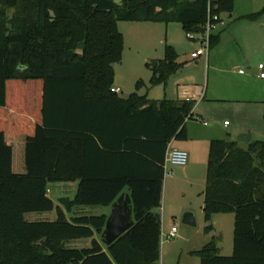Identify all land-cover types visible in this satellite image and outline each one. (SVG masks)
Returning <instances> with one entry per match:
<instances>
[{
    "label": "trees",
    "instance_id": "16d2710c",
    "mask_svg": "<svg viewBox=\"0 0 264 264\" xmlns=\"http://www.w3.org/2000/svg\"><path fill=\"white\" fill-rule=\"evenodd\" d=\"M233 3L218 0L217 13H231ZM207 6L208 0H0V110L38 114L40 122L28 131L13 116V131H0V264H159L155 210L165 154L172 140L184 138L195 104L113 91L124 48L117 24L177 23L195 34ZM218 42L212 34L209 48ZM176 56L166 45L152 84L167 83ZM68 182L78 185L73 199H61L64 210L109 207L127 191L134 225L105 246V215L67 220L49 198V184ZM53 210L55 221L25 219ZM203 213L206 233L215 214H233L234 227L231 256H221L212 238L190 253L200 264H264V141L246 148L210 142Z\"/></svg>",
    "mask_w": 264,
    "mask_h": 264
},
{
    "label": "rangeland",
    "instance_id": "374dc122",
    "mask_svg": "<svg viewBox=\"0 0 264 264\" xmlns=\"http://www.w3.org/2000/svg\"><path fill=\"white\" fill-rule=\"evenodd\" d=\"M229 15H232V18L229 19ZM250 15H255V17L247 20L246 17ZM222 19L225 25H218L212 33L219 34V42L209 50V55H212V51L215 49L213 52L215 59L210 63V67L223 68L225 70L223 75L230 79L231 87L240 85L239 82L245 77L253 83H258L261 73H264V69L258 68L259 65L264 67V0H234L232 12L223 13ZM117 28L124 38L121 62L114 65V84L116 80L121 82L122 93L119 94L121 98H126L134 92L141 95H154L157 85L151 82L155 72L151 62L162 58V41L165 36L168 35L167 38L176 43L185 44L188 49L191 46L195 50L199 48L197 41L189 42L187 40L184 30L177 23L118 22ZM194 36L196 37L197 33ZM139 52H143V54ZM145 56L153 57H147L148 59L145 60ZM204 62L205 59L202 58L198 67L194 63H189L184 65V69L181 71L182 77L194 76L197 84H201V90H203L206 76L204 70L200 71L199 67H202ZM240 71L242 76L239 74ZM211 79H209L210 88L213 85ZM262 85L264 86V81H262ZM194 100L197 101L195 98ZM217 108L219 127L223 128L224 121L227 124L230 123L232 127L236 123V119L230 118L227 114L228 111L238 109L239 114L250 118L253 140L264 141V104L229 102L220 103ZM224 114L226 115L222 117ZM223 129L227 130V128ZM169 169L176 172L182 170L177 167H169ZM195 178L192 185L186 182L179 185L175 196L167 198L163 207L158 209L161 220L159 264H197L198 258L188 255L186 250H190V248L199 250L206 243L204 241L206 236L208 239L210 238V241L215 238L221 256L228 257L232 254L234 215L227 214L216 217V231L206 233L201 209L203 206L201 192L205 181V172L195 173ZM65 186L69 185L66 183L49 184L48 196L55 205L59 203L60 196L56 195L52 189ZM63 197L73 199L74 192L68 191ZM95 209H97L95 216L101 214L108 216L111 210L105 207ZM185 212L193 214L195 226H187L182 223V216ZM69 218L67 215V220ZM25 219L28 221H55L57 213L56 210H53L43 214H27ZM172 228L177 230V238L168 239L167 235Z\"/></svg>",
    "mask_w": 264,
    "mask_h": 264
},
{
    "label": "crops",
    "instance_id": "0c3cea01",
    "mask_svg": "<svg viewBox=\"0 0 264 264\" xmlns=\"http://www.w3.org/2000/svg\"><path fill=\"white\" fill-rule=\"evenodd\" d=\"M228 18H232V15H229ZM147 26V25H146ZM149 26V25H148ZM168 35L165 36V39L162 41L163 48H162V58H157V64L164 58V48L166 45L172 46L176 52V59L175 63L178 65V69L176 72L171 75L165 85H157V89L153 96H149L148 94H138L140 96H146L149 100L159 101V100H172V101H193L194 108L192 111V118L187 119L184 124V138L182 139H174L170 142L173 148H177L180 150H184L188 153V163L186 166L177 167V166H164V179L162 182V189H161V200H160V207L161 209L165 203L167 198H172L177 193V187L183 183H189L192 185V181H194L195 173H204L205 172V181L202 188V197H203V206H202V213L204 208V190L206 184V171H207V159H208V150L209 144L212 140H226V141H236L237 137L241 134H253V129L251 128L252 124L250 122V118L247 116H242L239 114V110L235 111H228V116L230 118H235L236 123L231 127V124L224 121L223 128H227L225 131L222 127L218 126L219 120V112H218V104L220 103H262L264 104V86L262 85V81L264 79L260 78L258 83H253V81L249 80V78H243L236 87H231V81L226 76L223 75L225 70L219 67H210V63L213 61L214 55L212 51V55L208 53L207 58L200 57L198 59H192L191 53L195 50L192 46L188 49L185 44L176 43L172 40H169ZM187 38V37H186ZM187 40H189L187 38ZM140 41V39H139ZM142 41V40H141ZM195 40H189V42ZM191 44V43H189ZM142 53L143 52H139ZM156 55V54H154ZM153 56H145V60ZM204 58L205 62L202 67H199L205 72V83L204 87L201 90V84H197L196 79L194 76L189 75L186 77H182L181 71L184 69V65L189 63H194L195 66H199L200 60ZM155 66V67H156ZM154 68V67H153ZM181 69V70H179ZM115 73V72H114ZM239 74L242 76V72L240 71ZM213 81V85L211 88L209 87V79ZM201 83V82H200ZM113 89H119V94L122 93L121 82L116 80V83L113 85ZM130 95V94H129ZM128 95V96H129ZM229 95V96H228ZM231 95V96H230ZM235 96V97H234ZM191 97V98H189ZM231 97V98H230ZM197 99V101L194 100ZM15 114V115H13ZM224 114L222 117H224ZM13 116L21 117V121L28 125V131L31 129L32 125H40L38 114H29V113H19L12 110H0V131L5 130V132L13 131ZM221 117V118H222ZM259 124V119H256ZM209 121V124H207ZM15 122L20 123L15 119ZM20 129H24L21 125L19 126ZM229 129V130H228ZM27 131V130H26ZM25 131V132H26ZM5 144L7 147H11V142H13V138L10 136L9 139L5 137ZM4 140V141H5ZM253 140V137H252ZM241 148H246V143L238 142ZM24 159V158H23ZM6 160V158H5ZM169 167H177L181 168V171H174L169 169ZM197 177V176H196ZM69 185L68 187H60V188H53L52 191L60 196L59 203L56 205L64 210L63 205L61 204V199H69L63 197L66 192H74V195L77 190L78 182H68L66 183ZM50 189L48 188V191ZM124 193L128 194L127 191ZM97 207H73L70 211H65V216L69 215V219L73 217L82 216V215H97ZM105 208H110L105 207ZM111 209V208H110ZM158 209L155 210L158 212ZM73 210V211H72ZM71 215V216H70ZM105 215V214H101ZM220 215H227V214H215L212 216L211 225L213 230L216 231V217ZM231 215V213H228ZM106 216V215H105ZM107 217V216H106ZM203 220H204V213H203ZM161 221V220H160ZM206 225V224H205ZM177 238V236H176ZM207 244L210 241V238L205 237L204 240ZM160 243H161V236H160ZM87 243H76L75 246L85 245ZM204 244V245H205ZM203 245V246H204ZM196 248H190V250H186V253L190 255V253L197 251ZM232 250V249H231ZM191 256V255H190ZM193 257V256H192ZM199 259H198V263Z\"/></svg>",
    "mask_w": 264,
    "mask_h": 264
},
{
    "label": "water",
    "instance_id": "95a60500",
    "mask_svg": "<svg viewBox=\"0 0 264 264\" xmlns=\"http://www.w3.org/2000/svg\"><path fill=\"white\" fill-rule=\"evenodd\" d=\"M197 32L204 33V30L199 27ZM152 67H155L157 62H151ZM241 143H250L252 135L249 133L241 134L236 139ZM110 214L106 217L103 231L100 235L101 242L105 246H110L119 237L125 234L133 225V209L130 196L126 193H121L118 198L110 206ZM182 223L187 226H195L194 216L191 212H185L182 216Z\"/></svg>",
    "mask_w": 264,
    "mask_h": 264
},
{
    "label": "built area",
    "instance_id": "2783aa9c",
    "mask_svg": "<svg viewBox=\"0 0 264 264\" xmlns=\"http://www.w3.org/2000/svg\"><path fill=\"white\" fill-rule=\"evenodd\" d=\"M218 0H208V6H207V20L203 27H201L204 30L203 34L197 33V36L195 37L194 34L188 33L186 34V37L189 40H195L199 44V48L194 50L191 53L192 59H198L200 57L207 58L209 53V38L212 35L215 28L220 25L224 26L225 22L222 19V14H218ZM258 68L260 70H263L264 67L262 65H259ZM260 78L264 79V73H261ZM113 91L115 93H119V89H116ZM227 125V123H225ZM188 163V153L184 150H180L177 148H173L171 144L169 143L167 146L165 159H164V166L170 165V166H177V167H183L186 166ZM177 236V230L175 228H172L169 234L167 235L168 239H175Z\"/></svg>",
    "mask_w": 264,
    "mask_h": 264
}]
</instances>
